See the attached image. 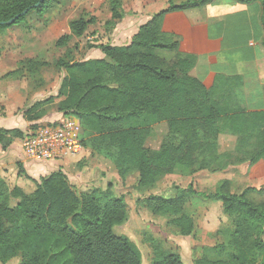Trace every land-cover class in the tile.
<instances>
[{
	"label": "trees",
	"instance_id": "obj_1",
	"mask_svg": "<svg viewBox=\"0 0 264 264\" xmlns=\"http://www.w3.org/2000/svg\"><path fill=\"white\" fill-rule=\"evenodd\" d=\"M39 1L0 0V33L14 25L2 22ZM229 1L247 6L259 2L264 33V0H168L169 7L141 25L129 44L102 43L98 45L102 58L71 61L78 50L69 46L72 38L85 35L96 22L86 16L71 20L70 33L56 41L58 47H67L55 62L68 73L60 93L29 108L28 119H39L42 113L31 115L38 107L63 97L60 110L80 121L84 147L110 160L123 179L137 172L140 189L153 187L160 177L179 168L217 172L232 164L254 165L264 160V108L245 103L244 92L249 88L245 77L219 70L196 71L199 55L184 51L181 34L165 28L169 20V27L178 29L181 21L186 22L188 11ZM62 3L45 0L15 24L32 13L43 16ZM110 7L107 24L115 28L125 15L122 0H110ZM47 65L27 59L7 76L22 75L25 70L34 74ZM262 90L264 93V87ZM161 123L167 125V134L154 150L147 142ZM223 134L237 138L234 150L221 151ZM22 135L19 129H0V142L7 146ZM36 184L34 192L26 193L20 187H9L0 177V263L19 256L20 264H145L140 247L127 235L114 232L127 220L128 207L111 184L79 193L63 171ZM252 192L262 194L264 187L232 192L229 180H223L210 194L197 192L190 184L177 186L173 197L151 194L139 202L154 214L170 216L169 224L179 235L193 236L197 223L186 210L189 197L196 194L220 201L231 219L220 230L224 240L201 247L194 263L264 264L260 261L264 255V201L253 199ZM152 240V264H186L180 253L167 252Z\"/></svg>",
	"mask_w": 264,
	"mask_h": 264
},
{
	"label": "crops",
	"instance_id": "obj_2",
	"mask_svg": "<svg viewBox=\"0 0 264 264\" xmlns=\"http://www.w3.org/2000/svg\"><path fill=\"white\" fill-rule=\"evenodd\" d=\"M61 1L71 5L78 0ZM73 1L74 3H72ZM225 4L228 7L226 10L223 9ZM152 6H155V1L146 0L141 7L149 8ZM205 9L206 14L200 19L194 17L193 12L196 10L186 12V22L181 21L178 29L169 27L170 21L168 20L165 25L166 30L180 33L182 49L199 55L196 71L207 74V72L211 73L219 70L227 74L243 75L249 86L246 89L249 92L256 93L257 91L256 94L260 100V106L254 108H264V93L262 90L264 87V71L259 63L264 60V47L262 45L264 33L261 23L262 7L260 3L256 2L247 6L229 1L214 7H206ZM32 15V18L38 17L42 19L36 13H32ZM153 15L146 16V19L132 30V34L130 33L131 27H129L131 22L122 20V23L119 22L117 24V33L102 35L103 39L94 38L95 40L92 42L97 46L86 54L88 56L85 60L102 58L104 55L101 49L98 48V45L102 43L114 45L129 44L133 36L138 32L139 27L150 20ZM167 19H172V16H168ZM45 21L47 25H50L54 22V19L50 18ZM185 24L188 25V28L184 29ZM92 25L96 24H91L88 30ZM68 33H70L69 24L68 30L64 34ZM127 33L131 35H127ZM28 36L30 37L24 38L21 35H12L10 38H5L8 41L0 42V129H19L23 133L20 137L12 138L7 146L0 142V177L6 181L9 187H20L24 192L32 193L37 188L36 181H40L41 178L47 177L54 172L63 171L68 176L71 184L84 192L96 188L106 189L113 178L120 179L117 169L110 160L94 154L88 148H85L83 154L78 157L68 156L42 162L27 159L23 149V138L31 133L38 124L60 123L67 116L59 107L63 97H57L54 101L45 102L38 107L31 114L42 113V116L37 120H29L26 112L36 103L58 96L63 80L68 74L65 68H61L65 69V74L58 85L51 83L50 79L45 76V70L49 65L41 67L34 74L27 73L25 70L22 75L7 76L10 72L19 69L21 63L27 59H42L39 55L31 56L25 54V56H21L23 53L35 52V47L32 49L30 45H34L36 39L32 35ZM38 37L40 41L42 35H38ZM84 37L85 35L73 37L69 46L72 47L74 45L79 50H83L84 44H86ZM79 41H82V44L78 45L79 43L77 44V42ZM83 52L84 54L86 53L85 49ZM224 60L227 64L224 63ZM61 69L58 68V70ZM82 159L86 161V164L82 163ZM255 166L256 172L264 174V167H261V165ZM100 174L103 176L102 180L99 178ZM134 174L137 184L138 173ZM128 181L129 179L126 180V182ZM206 226L207 232L211 227L208 224ZM195 234L184 237L196 239ZM196 244H198V247L207 245L204 242L201 244L197 240L196 243L193 242V246ZM20 262L21 258L17 256L5 264H20Z\"/></svg>",
	"mask_w": 264,
	"mask_h": 264
},
{
	"label": "rangeland",
	"instance_id": "obj_3",
	"mask_svg": "<svg viewBox=\"0 0 264 264\" xmlns=\"http://www.w3.org/2000/svg\"><path fill=\"white\" fill-rule=\"evenodd\" d=\"M144 1L146 0H122L123 12L125 14L123 20L131 22L129 23L131 34L132 30L146 19V16L153 15L169 7L168 0H154V7H141ZM223 7L224 10L228 8L226 4ZM205 11L206 9L196 10L193 12L194 17L196 19L203 18L206 14ZM146 13L149 15H146ZM79 16H86L87 19L93 18L96 21V25H92L84 37L86 44H84L83 50L85 49L86 53L84 54L83 50L78 49L71 59V61H82L88 56L86 54L97 46L92 42L95 40L94 38L103 39L102 35H111L118 32L117 26L115 28L112 26V28L107 24L111 19L110 0H78L71 5L66 2L59 5L56 4L43 16H40L42 19L38 17L32 18L33 15L30 14L22 22L5 29L0 33V42H4V40L8 41L5 38H10L12 35H21L24 38L32 35L36 40L34 41L35 44L30 45V47L32 49L35 47V52L23 53L21 56L23 57L25 54L31 56L39 55L42 58L40 61H48L49 67L45 70V76L50 79L51 83L58 85L63 79L65 69L58 70L55 62L58 57L67 51V48L58 47L55 43L68 30L69 21ZM50 18H53L54 22L47 25L45 20ZM131 34L127 33V35ZM38 35H42L40 41ZM77 44H82V41L77 42ZM164 55L167 57L172 56L170 53H165ZM224 63L227 64L225 60ZM259 63L264 71V60H261ZM256 93L249 92L246 89L244 92L245 103L253 107H259L260 100ZM166 134L167 125L165 123L156 125L151 137L148 139L147 146L157 150ZM236 139L232 135L223 134L220 137L221 151L234 150ZM100 157L103 156L100 155ZM81 161L83 164H86L85 160L82 159ZM255 165L264 167V160L254 165L248 163L243 165L232 164L225 170L217 172L211 171L208 168L192 171L179 168L173 174L160 177L153 187L146 189H137L138 186L134 173L123 179L117 171L120 179L113 178L111 186L116 195L125 198L128 207V218L122 225L116 226L114 232L118 235H127L140 247L145 264H152V245L154 243L152 239L159 243L165 251L180 253L186 264H195V258L199 257L202 252L201 246L198 247V244L193 246V242L196 243L197 240L201 244L204 242V244L213 245L224 240L220 230L229 225L231 219L224 213L220 201L205 200V198L197 197L196 194L189 197L186 210L196 219V239L179 235L176 228L169 224L170 216L154 214L140 205L139 201L151 194L163 195L165 197L174 196L177 193V186L187 188L190 184L197 192L210 194L223 180H229L232 192H242L247 187H264V174L256 172ZM99 178L102 180L103 176L100 174ZM127 179H129L128 182H126ZM73 187L77 192H82L77 186L73 185ZM251 196L256 201H264V193L252 192ZM206 224L213 230L210 229L206 232ZM17 259L19 260V258ZM260 261L264 263V255L260 258Z\"/></svg>",
	"mask_w": 264,
	"mask_h": 264
},
{
	"label": "built area",
	"instance_id": "obj_4",
	"mask_svg": "<svg viewBox=\"0 0 264 264\" xmlns=\"http://www.w3.org/2000/svg\"><path fill=\"white\" fill-rule=\"evenodd\" d=\"M81 132V123L75 117L56 124H38L23 138L24 153L28 160L39 162L81 156L85 149Z\"/></svg>",
	"mask_w": 264,
	"mask_h": 264
},
{
	"label": "water",
	"instance_id": "obj_5",
	"mask_svg": "<svg viewBox=\"0 0 264 264\" xmlns=\"http://www.w3.org/2000/svg\"><path fill=\"white\" fill-rule=\"evenodd\" d=\"M45 0H40L38 3L34 4L32 7L27 8L26 10H24L22 13H20L19 15H17L16 17L10 19L7 22H2L1 24H7V25H13L15 24V22L20 18V17H24L25 15H27V13L34 8H37L41 5V3H43Z\"/></svg>",
	"mask_w": 264,
	"mask_h": 264
}]
</instances>
